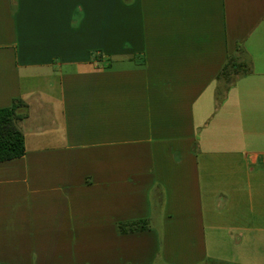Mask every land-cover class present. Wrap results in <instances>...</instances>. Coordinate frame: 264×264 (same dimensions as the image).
I'll return each instance as SVG.
<instances>
[{"label":"crops","instance_id":"crops-1","mask_svg":"<svg viewBox=\"0 0 264 264\" xmlns=\"http://www.w3.org/2000/svg\"><path fill=\"white\" fill-rule=\"evenodd\" d=\"M19 101L0 264L264 247V0H0V110Z\"/></svg>","mask_w":264,"mask_h":264},{"label":"trees","instance_id":"trees-1","mask_svg":"<svg viewBox=\"0 0 264 264\" xmlns=\"http://www.w3.org/2000/svg\"><path fill=\"white\" fill-rule=\"evenodd\" d=\"M227 67L220 75L224 79L229 77ZM21 106L19 101L14 102L10 108L0 110V163L20 158L25 154L24 136L17 126V121L23 116L19 113ZM146 227V223L131 224L128 230L138 231Z\"/></svg>","mask_w":264,"mask_h":264},{"label":"rangeland","instance_id":"rangeland-1","mask_svg":"<svg viewBox=\"0 0 264 264\" xmlns=\"http://www.w3.org/2000/svg\"><path fill=\"white\" fill-rule=\"evenodd\" d=\"M234 68L235 67L232 66V68L230 70L231 73L237 72V71H241L242 72L244 70V68H242V66H237L235 68V71H233ZM244 257L246 259L245 264H264V247L258 249L256 256L254 255V252L248 248V250H246V256H244ZM212 264H230V263H227V262H213Z\"/></svg>","mask_w":264,"mask_h":264}]
</instances>
